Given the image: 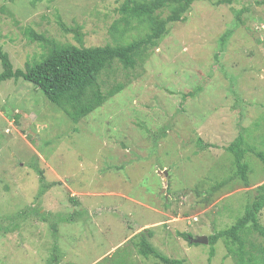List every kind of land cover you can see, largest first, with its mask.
Masks as SVG:
<instances>
[{"label": "rangeland", "instance_id": "obj_1", "mask_svg": "<svg viewBox=\"0 0 264 264\" xmlns=\"http://www.w3.org/2000/svg\"><path fill=\"white\" fill-rule=\"evenodd\" d=\"M256 1L194 4L143 62L132 69L115 62L101 74L105 92L125 87L79 124L32 84L0 83V264H56L54 239L57 264L162 263L138 253L135 236L143 230L164 257L236 264L225 242L212 248L189 238L230 228L264 184L257 156L264 154V6ZM124 2L0 0V48L16 70L46 53L29 30L79 45L59 21L80 27L86 47L115 44L110 29L123 18L117 10ZM248 7L262 23L241 16L237 25L236 11ZM240 135L249 188L234 178L235 158L226 150ZM23 211L24 221L14 217ZM37 211L57 221V238ZM259 221L264 226V209ZM250 244L264 248V239L251 234Z\"/></svg>", "mask_w": 264, "mask_h": 264}, {"label": "trees", "instance_id": "obj_2", "mask_svg": "<svg viewBox=\"0 0 264 264\" xmlns=\"http://www.w3.org/2000/svg\"><path fill=\"white\" fill-rule=\"evenodd\" d=\"M5 1L13 2L14 0ZM42 1L44 0H29V4L36 6L37 3ZM199 1L202 0H125L117 10L123 18L115 22L110 29L115 44L108 43L105 46L86 47L83 42L84 37L80 33L81 28L77 26L78 29H69L61 21L58 22L61 29L67 33H74L79 45H61L56 40H50L45 35L29 30L27 33L28 38L31 41L38 42L46 50V53L42 55L40 60L27 61L24 69L14 70L9 55L0 48V62L3 68V72L0 74V83L9 80H24L32 84L36 90L43 92L50 102L65 112L74 124H79L96 110L103 108L113 96L125 87L124 84L117 85L105 92L100 81L101 74L115 62L125 69H132L138 63L143 62L149 56L150 51L158 49L164 42L165 37L169 35V25L183 21L191 7ZM256 5L264 6V0H257ZM165 11H169L170 15H167ZM236 12L237 25H243L239 22L241 16H246V18H250L257 23L263 19L258 15H249L251 13L250 7ZM121 23L125 26L120 30ZM244 26H248V24ZM246 29L248 33L254 36L253 29L249 27H246ZM260 29L262 30L261 27ZM134 32L137 34L134 35ZM140 33L143 36L139 35ZM232 34V31H229L220 39L221 49H224L227 45ZM237 77H233L232 83L238 82ZM243 145L244 138L240 135L226 150L235 158L237 171L234 178L240 179L244 187L249 188V168L243 162L245 155ZM257 156L264 162L263 153L260 152ZM36 171L40 177L43 176L41 170L36 168ZM226 184L227 181L217 184L209 191L210 195L207 197H211L213 193L222 189ZM250 195L252 197V194ZM263 209L264 184L255 188L254 195L247 204L244 214L235 224L208 237L209 245L214 248L219 241L225 242L228 246V256L232 257L236 264H264V248L257 244L259 249L254 244H250L249 248L247 246L251 234L256 233L264 239V226L259 221ZM26 214L23 211L14 217L20 221L25 218ZM36 215L42 222L50 225L53 236L57 238V221L50 219L47 213L41 211H37ZM77 217L75 213L66 220L73 222ZM17 227L18 225L6 231L15 230ZM135 237L140 241L138 243L140 256L144 258L153 257L155 260L162 262L156 261L158 264H186V262L159 254L151 243L153 233L149 230H143ZM185 237L188 239L189 235ZM54 242L50 261L58 263L57 254H54L58 253L57 241L54 239ZM212 255L214 254L212 253Z\"/></svg>", "mask_w": 264, "mask_h": 264}, {"label": "water", "instance_id": "obj_3", "mask_svg": "<svg viewBox=\"0 0 264 264\" xmlns=\"http://www.w3.org/2000/svg\"><path fill=\"white\" fill-rule=\"evenodd\" d=\"M190 242L192 244H197V245H208L209 244V239L207 236H200V237H197L195 239H191Z\"/></svg>", "mask_w": 264, "mask_h": 264}, {"label": "clouds", "instance_id": "obj_4", "mask_svg": "<svg viewBox=\"0 0 264 264\" xmlns=\"http://www.w3.org/2000/svg\"><path fill=\"white\" fill-rule=\"evenodd\" d=\"M207 237H208V236H207ZM191 239H195V238H191V237L189 238V243H190V244H192V243L190 242ZM196 245H197V244H196ZM208 245H209V244H208Z\"/></svg>", "mask_w": 264, "mask_h": 264}]
</instances>
